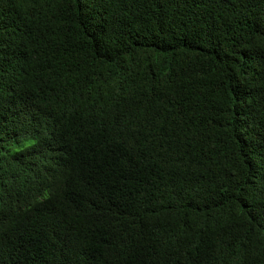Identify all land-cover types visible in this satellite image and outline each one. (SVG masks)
<instances>
[{"label":"trees","instance_id":"trees-1","mask_svg":"<svg viewBox=\"0 0 264 264\" xmlns=\"http://www.w3.org/2000/svg\"><path fill=\"white\" fill-rule=\"evenodd\" d=\"M0 264H264V0H0Z\"/></svg>","mask_w":264,"mask_h":264}]
</instances>
